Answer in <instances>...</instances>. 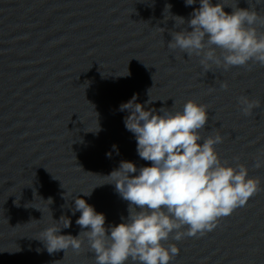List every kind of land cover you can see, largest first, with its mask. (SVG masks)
Returning <instances> with one entry per match:
<instances>
[{
  "label": "water",
  "instance_id": "water-1",
  "mask_svg": "<svg viewBox=\"0 0 264 264\" xmlns=\"http://www.w3.org/2000/svg\"><path fill=\"white\" fill-rule=\"evenodd\" d=\"M223 2L230 12L252 0ZM253 4L264 13V0ZM196 7L184 0H0V264H94L86 240L79 254H49L35 237L51 223L50 212L54 220L69 217L61 232L75 236L74 197L102 183L99 175L121 160L138 168L150 163L138 156L123 124L127 113L119 111L133 94L143 104L148 93L157 100L146 107L156 110H180L188 99L205 104L201 135L219 132L220 158L244 164L260 181L213 230L179 241L170 236L179 248L170 264H264V167L253 166L264 153V66L204 72L199 58L169 49L170 32L188 28L172 16L187 21ZM240 96L260 103L245 116ZM82 198L106 225L128 216V202L112 185Z\"/></svg>",
  "mask_w": 264,
  "mask_h": 264
},
{
  "label": "clouds",
  "instance_id": "clouds-1",
  "mask_svg": "<svg viewBox=\"0 0 264 264\" xmlns=\"http://www.w3.org/2000/svg\"><path fill=\"white\" fill-rule=\"evenodd\" d=\"M197 2L187 21L172 16L175 24L186 22L188 28L170 32L169 49L199 58L204 72L213 68L228 70L249 62L264 66V31L257 29V25H264V13L256 10L253 0L247 8L231 6L230 12H225L227 4L223 0H184L186 6ZM260 3L255 0V4ZM170 7H165L168 13ZM220 87L227 88V84L221 82ZM148 97L141 104L133 94L119 105V111L127 113L123 124L135 138L138 156L150 163L138 168L132 161L121 160L108 174L99 175L102 183L80 192L90 197L95 187L112 185L128 202V216L106 225L102 212L76 196L71 211L79 212L75 223L81 231L73 236L61 232L70 227L69 217L62 215L54 220L48 208L51 223L35 239L49 254H65L69 249L79 254L86 240L94 264H170L179 252L177 244L169 242L170 236L179 241L213 230L218 218L244 206L259 190L260 181L248 174L244 164L233 166L220 158L214 147L222 142L219 132L201 135L208 120L205 104L188 99L180 110H156L146 107L157 100L149 93ZM237 102L245 116L260 103L248 96L238 97ZM99 130L97 126L95 131ZM112 150L118 153L115 144ZM106 156L110 157L111 152ZM253 166L264 167V153ZM45 201L47 207L52 203L51 198Z\"/></svg>",
  "mask_w": 264,
  "mask_h": 264
}]
</instances>
